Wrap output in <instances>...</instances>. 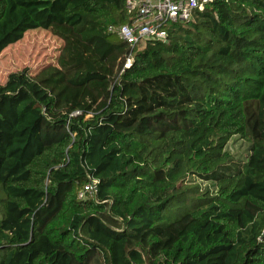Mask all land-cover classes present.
I'll return each mask as SVG.
<instances>
[{"label":"trees","instance_id":"obj_1","mask_svg":"<svg viewBox=\"0 0 264 264\" xmlns=\"http://www.w3.org/2000/svg\"><path fill=\"white\" fill-rule=\"evenodd\" d=\"M126 1L0 0V54L52 28L83 75L123 56L79 115L54 62L0 84V264H264V0H213L128 68Z\"/></svg>","mask_w":264,"mask_h":264},{"label":"rangeland","instance_id":"obj_2","mask_svg":"<svg viewBox=\"0 0 264 264\" xmlns=\"http://www.w3.org/2000/svg\"><path fill=\"white\" fill-rule=\"evenodd\" d=\"M63 44V40L56 36L52 28L42 33L38 31L27 33L22 41L9 46L0 54V84L6 82L11 72L27 67L35 74L46 64L54 62L56 66L50 69L49 75L45 74L44 78L58 77V79H62L64 77V84L58 88V90L55 89L56 93H63V111L74 112L73 115L81 114L82 111H75L74 104L81 105L83 110L87 109L88 105L93 108L100 107V105L107 100L108 90L115 80L117 70L123 59L122 54L115 59L114 56H112L113 60L110 61V64L112 61L113 64L109 67V71L98 69L97 72L93 73L89 71L83 75L85 72V66L83 64L73 67L74 64H72L71 57H69V59L63 58L61 61L58 60V54ZM76 56H79V54H76ZM85 58L91 60L88 56ZM80 61L81 59H78L75 60L74 63L78 64ZM62 62L67 66V71H65ZM114 68L116 70L115 75ZM74 69L77 70L76 76L71 81L66 80L64 74L72 75ZM79 72L81 74L77 75ZM250 146V143L239 136H235L229 141L227 149L232 153L235 159L245 161L249 156ZM195 183H199L203 191L206 190V182L196 181ZM209 191L211 192V189ZM98 262H100V260H98ZM69 263L68 258L60 256L53 259L52 264ZM93 264L98 263L93 262Z\"/></svg>","mask_w":264,"mask_h":264},{"label":"built area","instance_id":"obj_3","mask_svg":"<svg viewBox=\"0 0 264 264\" xmlns=\"http://www.w3.org/2000/svg\"><path fill=\"white\" fill-rule=\"evenodd\" d=\"M213 0H127L126 13L129 23L117 29L119 37L129 48L124 67L132 64L135 48L147 41L168 40L169 28L178 22L189 21L196 10H202ZM113 30V28H110ZM98 190V181L90 178L79 192V198L93 196Z\"/></svg>","mask_w":264,"mask_h":264}]
</instances>
